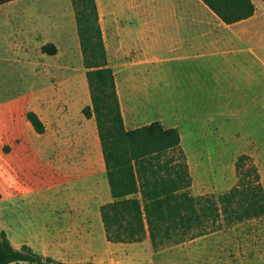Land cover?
I'll return each mask as SVG.
<instances>
[{
  "label": "rangeland",
  "instance_id": "rangeland-1",
  "mask_svg": "<svg viewBox=\"0 0 264 264\" xmlns=\"http://www.w3.org/2000/svg\"><path fill=\"white\" fill-rule=\"evenodd\" d=\"M56 2L49 3L54 6ZM253 2L256 16L237 23L231 31L241 34L242 40L203 59L195 81L187 60H174L176 53L157 43L151 31H146V44L170 60L157 66L154 82L147 89L142 86L131 91L128 86L123 89L120 72L117 75L126 122L128 117L142 121L132 128L125 126L127 129L154 121L166 127L180 126L193 196L229 191L237 183L235 163L241 155L250 156L257 166L264 190V1ZM32 3L21 0L11 4L12 13L17 14L15 38L3 35L5 30L0 28V51L12 48L6 59L0 54V230L12 244H28L44 257L68 264H264V216L222 223L219 230L158 250L148 238L136 243L107 241L99 208H92L86 218L76 214V207L85 206L86 201L84 196L70 195L68 177L71 173L76 176L77 171L67 169L63 157H54L49 167L50 189L59 190L56 211L49 205L45 209L37 199L33 222L27 228L13 224L9 200L12 173L6 171L15 159L12 149L24 146L26 140L38 175L40 164L52 158L48 153L58 147H73L71 134L81 124L85 101H90L78 33L76 41L43 42L34 23L27 24L24 19L23 9ZM154 16L147 14V20L154 21ZM46 44L57 48L54 55L42 51ZM27 110L39 115L46 127L43 134L36 133L26 120ZM135 112L137 117L129 114ZM98 143L101 153L99 138ZM26 208L31 206L14 204L19 215L23 216Z\"/></svg>",
  "mask_w": 264,
  "mask_h": 264
},
{
  "label": "trees",
  "instance_id": "trees-1",
  "mask_svg": "<svg viewBox=\"0 0 264 264\" xmlns=\"http://www.w3.org/2000/svg\"><path fill=\"white\" fill-rule=\"evenodd\" d=\"M13 1L0 0V6ZM71 1L90 92V104L82 114L94 118L112 199L99 207L106 240L136 243L148 238L158 250L219 230L222 223L264 216L263 185L250 156L237 158V183L229 191L193 196L179 130L160 121L134 129L125 127L95 0ZM202 1L226 24L248 19L256 9L252 0ZM56 50L52 44L42 46L47 55ZM25 118L36 133L45 132L35 111L27 110ZM21 262L68 264L44 257L28 244L16 247L0 230V264Z\"/></svg>",
  "mask_w": 264,
  "mask_h": 264
},
{
  "label": "crops",
  "instance_id": "crops-1",
  "mask_svg": "<svg viewBox=\"0 0 264 264\" xmlns=\"http://www.w3.org/2000/svg\"><path fill=\"white\" fill-rule=\"evenodd\" d=\"M16 1L21 0L0 6V28L2 27L6 32L3 31V35L9 38L12 36L15 38L16 35L14 25L17 23V14L12 13L11 9V4ZM27 1L33 3L27 4L23 9L24 19L27 24L34 23L33 27L40 34L37 37H42L43 42L59 44L70 40L76 41L77 29L71 0L62 2L56 0L54 6L53 3H49L52 0ZM95 3L108 65L115 76L118 97L120 93L118 72L121 74L123 89L126 86L131 91L139 90L142 86L147 89V86L154 82L157 66L170 61L165 55L153 49L149 43L146 44V31L153 32L157 43L166 45L164 47L168 48L170 53H176L177 57H174V60H187L189 74L195 81L198 71L200 72L203 66V59L219 55L225 49V45L233 48V42L236 40L240 42L242 35L231 31L237 23L243 24L251 20L256 16L257 11L255 9L254 14L248 19L226 24L202 0H95ZM147 14H154V21L147 20ZM157 15H160L159 18ZM221 32L231 34L221 35ZM2 50L0 54H3L5 59L12 53V48ZM169 84L171 85V81ZM89 102L87 99L84 106ZM134 107L138 108L139 105L136 103ZM121 111L125 126L132 128L142 122L141 120L137 122L136 118L129 120V117L126 122L127 114L124 108L121 107ZM129 114L138 116L137 112ZM80 119L81 124H77L71 134L73 147L53 149V153H48L52 158L40 164L38 175L34 172V163L31 159L30 152L33 150L26 140L23 139L24 146L12 149L13 152L16 151L15 159L6 171L12 173L9 200L15 226L27 228L28 224L33 222V205L37 199H41L44 207L49 205L52 211L58 208L59 190L52 191L49 185L51 179L49 167L54 157H63L62 161L66 168L77 171L76 176L73 173L69 175L68 182L70 195L85 197L83 200L86 201V205L76 207L75 211L76 214L81 213V218H86L92 208L98 209L100 205L112 200H109L110 192L103 157L98 148L95 121L93 118H86L83 114ZM169 127H176L182 137L180 126L170 124ZM1 193L3 196L6 194L2 191ZM18 202H25L27 206H31V209L26 208L23 216L14 209V204Z\"/></svg>",
  "mask_w": 264,
  "mask_h": 264
}]
</instances>
